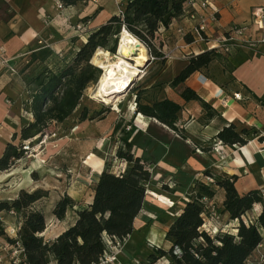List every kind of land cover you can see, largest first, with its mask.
Here are the masks:
<instances>
[{"label": "trees", "instance_id": "trees-1", "mask_svg": "<svg viewBox=\"0 0 264 264\" xmlns=\"http://www.w3.org/2000/svg\"><path fill=\"white\" fill-rule=\"evenodd\" d=\"M65 6H73L80 0H60ZM193 0H124L119 11L104 24L91 30L85 41L80 43L69 60L55 69L44 67L34 78L25 83L29 93V107L33 121L20 129V143L7 144L0 157V172L9 170L16 161L23 158V143L40 139L50 126L62 124L77 109L84 92L95 85L101 70L92 64V59L101 49L115 54L119 36L124 29L133 38L145 46L152 57H160V51L152 50L151 43L155 35L167 29L173 21L182 18L190 11ZM91 17L82 19L88 22ZM191 41L190 36L184 37ZM224 48H212L191 56L186 65L168 83L170 89L179 88V97L184 102L196 101L203 111L201 123L219 121L221 127L206 148H199L197 140L189 137L183 129H177L181 106L162 97L153 101H142L145 89H139L134 95V116L140 114L153 119L171 130L180 138L191 141L193 151L208 152L211 143L222 146H244L251 129L238 128L234 123L224 122L219 114L201 100L194 91L183 84L190 75L205 72L216 60L223 61ZM25 68L35 63H44L52 52L47 48L26 55ZM25 56V57H26ZM229 73L233 67L229 66ZM229 81H232L231 79ZM32 86V88H30ZM255 99H257L254 96ZM264 108V103H261ZM106 113V111L103 112ZM98 113L88 115V109L82 108L78 122L91 121ZM206 116V117H205ZM102 119V118H101ZM123 129L122 121L116 122L112 133L120 132V146L115 152L116 159L125 163L122 172L114 174L105 163L98 181L91 188V202L74 212L73 223L56 238L44 240L42 233L46 228L43 213L35 210V203L48 196L47 191L35 189L20 190L12 200L0 201L2 214H13L20 224L16 239L5 236L0 218V237L10 244L18 243L22 249L21 264H98L108 251L109 243L121 241L132 234L134 222L140 215L146 198V186L151 179L150 166L133 152L130 142L134 126ZM203 175L210 183L195 180L184 198V205L168 227L164 240L170 247L167 251L153 248L147 258V264H155L163 259L166 264H247L254 251L263 240L264 200L259 191H250L243 196L237 194L234 183L236 177L216 175L206 170ZM166 190V186H162ZM217 190L224 192L223 212L237 226L235 234L218 232L211 236L202 229L206 209L203 199L210 201ZM260 205V214L254 221L242 220L254 205ZM75 206L73 200L63 195L55 204L52 215L61 221L67 210Z\"/></svg>", "mask_w": 264, "mask_h": 264}, {"label": "crops", "instance_id": "crops-1", "mask_svg": "<svg viewBox=\"0 0 264 264\" xmlns=\"http://www.w3.org/2000/svg\"><path fill=\"white\" fill-rule=\"evenodd\" d=\"M98 1L90 0V5L86 9L82 0L73 6H65L60 0H0V47L2 48L0 54V157L7 144L19 145L20 129L33 121L29 107V93L25 82L16 72L20 58L40 48H48L53 53L65 50L69 44V37L72 35L58 40V35L51 28L55 24H72L88 17L90 10L95 16L88 21L89 25L100 26L105 23L113 15L110 11L111 5L99 6ZM107 2L112 3L111 0ZM263 2L264 0L196 1L193 10L207 19L206 32L210 33L214 40L209 44L201 43L195 46L193 48L196 50L195 53L216 48V42L220 41L231 24L247 27L245 28L246 39L256 40L258 46L256 51L250 50L249 54L247 51H238L231 59L233 72L229 75L227 72L226 76L222 72L218 74L209 68L206 73H193L183 84L211 106L224 122L234 123L238 128L251 129L246 145L231 148L218 146L219 143H217L208 152L193 151L189 139L180 138L157 121L146 119L140 114L133 119L132 125L135 129L130 140L133 151L150 166L153 181L156 179L161 183L172 184L173 191L178 195L188 190L195 180L209 184L211 181L205 179L203 175L206 170L228 178L236 177L234 187L240 196L250 191L264 193V108L261 106V103H264V33L254 34L256 28L252 25V11L261 7ZM58 4L62 7L58 8ZM207 5L216 9L217 12L213 14V17L210 16L211 11ZM179 23L182 21H173L169 28L161 29L159 33L166 35ZM179 42L186 47L191 45V43L185 44L180 39ZM42 43L45 45L40 46ZM227 77L232 81L227 80ZM179 90V88L167 87L164 96L182 108L174 125L177 129H183L189 137L196 139L199 148H206L209 146L208 142L217 134L221 124L216 120L208 124L199 123L197 120L204 114L201 105L196 101L184 102L179 97ZM235 94L239 95L238 99L234 98ZM131 110L134 111L132 108ZM116 120L118 118L110 112L97 124H91L86 120L74 127L75 135L85 128L93 129L87 134L88 141L85 142V148L89 152L81 161L82 170L77 175L78 182L86 190L92 188L98 181L105 166L109 156L110 141L103 134L111 130ZM37 157L39 155L35 158L37 161L30 160L27 163H23V159H20L9 170L0 172V198L9 201L14 199L20 190L42 189L47 180L53 186L55 185L53 182L59 183L61 177L52 176L57 175V172L49 166L50 162L46 163L48 159H51L50 155L45 158L47 159L45 164H40ZM54 177L57 180L51 182L50 180ZM65 186L62 192L73 200L75 211L91 202L90 197L84 206L82 194H80L83 190L75 191L70 187L66 191ZM89 190L92 195L91 189ZM151 193L153 192L147 191L146 194L152 196ZM52 194L55 195V199L53 198L55 204L58 201V195L53 192L49 194V198ZM160 194L163 193L157 194L159 204L171 205L170 199H164L159 196ZM223 200L224 192L217 190L209 204L219 211V220L224 228L235 227L237 223L230 221L228 214L223 212ZM255 209L261 210V206L256 204L252 210ZM55 220L57 223H64V219ZM67 227L68 225L59 232L58 229H52L49 235L57 237ZM231 231L235 233L234 229ZM262 236L260 245L263 247L264 232Z\"/></svg>", "mask_w": 264, "mask_h": 264}, {"label": "rangeland", "instance_id": "rangeland-1", "mask_svg": "<svg viewBox=\"0 0 264 264\" xmlns=\"http://www.w3.org/2000/svg\"><path fill=\"white\" fill-rule=\"evenodd\" d=\"M84 8L90 5V0H82ZM93 1V0H91ZM108 0H99L97 4L99 6H105L110 4L111 8L110 11L113 15L117 14L119 11V4H121L124 0H111L112 3L107 2ZM235 1V0H231ZM264 4V2H263ZM263 6V5H262ZM261 6V7H262ZM100 8V7H98ZM208 8V5H207ZM260 8V7H259ZM91 9V7H90ZM258 8H255L256 10ZM96 10V9H95ZM253 10V11H254ZM252 11V12H253ZM93 12L90 10V15L88 17L93 16ZM257 21H260L256 18ZM253 18L252 25L256 30L254 34L257 33H264V18L260 25H257L254 21L256 20ZM179 20L182 23H179L177 26L175 25L172 28V32L163 35L161 33H157L155 35V39L152 41L151 48L156 52L160 51V57H152L149 55L147 51L146 59L144 61L138 60L136 57L133 58L131 61L136 67L141 71L140 77L135 81V83L131 84V86L127 89L126 93L121 97L120 104L118 106V111L114 112L111 110L110 107L105 106L104 104L95 101L93 97L95 85L89 87L83 94L77 109L74 113L62 124L53 125L48 128L44 132V135L40 139H33L30 141V145L32 147V151L27 154V156L23 155V163H27L30 160H36V156L39 155V163L45 164L47 159V155H50L48 161L50 162V167L53 171L57 172V175L52 176H59L61 177L59 183L53 182V180H57V178H53L50 181L53 182L55 185H50L49 180L43 184L42 190L47 191L48 196L45 199L35 203L34 209L38 210L43 213V216L46 221V228L44 235L42 236L44 240H52L56 237L49 235V231L52 229H58V232L61 231L62 228H65L67 225L68 227L73 223L75 215V210L72 209L71 212H66L64 217V223H57L55 217L52 215V210L55 206L54 199L55 195L52 194V197L49 198L50 193H55L58 195V200L66 193H63L64 185H66V191L72 188L71 190H83L80 192L82 194V203L85 206V202L92 197L91 192L87 188L84 189L81 187L82 184L78 182L77 175L80 170H82V160L84 159L85 155L89 152L85 148V142L88 141L89 132L93 129L85 128L80 133L75 135L74 130L75 126L79 123L78 117L82 110V108L88 109V115L92 116L93 114L98 113L95 119L89 121L91 124H97L98 121L104 119V116L107 113H114V115L118 118L116 122L122 121L123 129L125 131H129L130 127L129 124L133 123L134 119V111L131 110V105L134 102V95L137 94L139 89H145L146 94H144V98L142 97V103L146 100H156L165 96V90L168 87V83L180 72V70L186 65V62L191 56L197 55L196 50H193L195 46L201 45V43L197 42L193 44V38L191 37L190 47H186L183 45L181 41H184L185 44H188L184 37L190 36L188 31L189 24L186 23L184 18H180ZM97 23V22H96ZM104 24V23H103ZM98 26L89 25L88 22H84L78 20L72 24H55L51 27L55 34L58 35V40L65 38L66 36L72 35L69 37L68 46L65 50H62L58 53H53L44 63H35L30 68H25L27 57L20 58L17 66L16 72L19 73L21 78L25 83L30 82L35 75H37L44 67H48L50 69H55L56 66L62 65L64 61L69 60V58L74 54L76 48L80 45V43L85 41L88 33L97 28ZM231 27H240L244 28L242 39L233 41L231 46H228V51L225 50L224 47L221 45L220 41L216 42L217 48H224L223 52L226 54V57H223V61L216 60L213 62L209 68L214 72L220 74L221 72L226 76V72L228 75L230 74L229 66L231 65V59L235 57V54L242 50L247 51L248 54L251 53L250 50H257V41H251L246 39V29L247 27L238 24H231L227 32H229ZM169 28V27H168ZM179 28H184V32L186 34L184 36L177 33ZM246 28V29H245ZM183 32V33H184ZM226 32V33H227ZM53 32H51L52 34ZM226 33L223 36H227ZM205 39L208 42H204V44H209L211 41L214 40L213 36L210 33L206 32ZM264 38V36H263ZM119 41V39H118ZM45 44L42 43L40 46H44ZM118 45V44H117ZM48 49V48H47ZM106 52V51H105ZM96 53V52H95ZM109 53V52H107ZM199 54V53H198ZM95 55V54H94ZM94 59H92V64L96 66ZM150 59L149 64L144 68L143 66L147 61ZM208 68V69H209ZM205 71V73L208 71ZM230 80L229 77L226 78ZM32 88V86L30 87ZM106 113L103 114V112ZM206 117V116H205ZM102 118V119H101ZM204 118V115H201L197 120L199 123L201 119ZM116 122L113 124L111 130L105 132L103 136H107L110 141L109 145V156L107 158L106 163L109 165V169L114 174H118L123 171L125 168V163L116 159L115 152L117 148L120 146V132H116L115 134L112 133V129ZM96 126V125H95ZM90 130V131H89ZM91 135V134H90ZM90 139V138H89ZM131 140V139H130ZM131 142V141H130ZM208 142V141H207ZM210 142V141H209ZM211 147L214 148L217 144H212ZM48 147V149H47ZM40 148V149H38ZM211 148V149H212ZM48 152V153H47ZM134 154L137 156L135 151ZM66 180V181H64ZM43 181V180H42ZM64 183V185H63ZM71 183V184H70ZM71 185V186H70ZM162 186H166V190L162 188ZM53 187L55 189H53ZM173 185L170 183H161L154 179H151L146 186V193L147 191H151L153 193L152 196L146 194L145 202L143 205L142 212L138 216V218L134 222V229L131 235L121 241H115V243H109L108 251L103 257L104 264H147L146 258L152 254L153 248H160L167 251L170 245L165 242L164 235L172 223L175 216L180 212L184 205V198L187 196L188 190L181 194H177L173 191ZM61 190V191H60ZM62 192V195H60ZM79 192V191H78ZM156 193V194H154ZM158 193L159 196L166 199H170L171 205L162 206L158 202ZM57 197V196H56ZM54 198V199H53ZM6 199L0 198V201H5ZM8 201V200H7ZM54 204V206H53ZM78 205V204H76ZM53 207V208H52ZM206 209V208H205ZM260 209H255L249 212L245 217L242 218L243 222L246 224L247 221H254L257 216L260 214ZM215 217L210 215V210L206 209V215L204 216V224L202 229L208 232L209 235L214 236L218 232H228L230 234H235L231 231V229L235 227H227L224 228L223 224L219 220V211L214 208ZM1 221L3 223V229L5 232V236L10 238L11 240L16 239V233L20 224L17 222L15 216L13 214H2ZM15 223V224H13ZM71 223V224H70ZM15 225V226H13ZM67 227V228H68ZM66 228V229H67ZM65 229V230H66ZM236 232V230H235ZM62 233V232H61ZM15 244H10L6 242L3 238L0 237V260L1 263L7 264L11 262L10 260L13 258H21V254H17L15 252ZM260 251L264 255V246L260 249ZM256 252V251H255ZM256 254V253H255ZM22 260V258H21ZM155 264H166V261L163 259L158 260Z\"/></svg>", "mask_w": 264, "mask_h": 264}, {"label": "bare ground", "instance_id": "bare-ground-1", "mask_svg": "<svg viewBox=\"0 0 264 264\" xmlns=\"http://www.w3.org/2000/svg\"><path fill=\"white\" fill-rule=\"evenodd\" d=\"M146 55L145 46L123 29L119 36L117 53L110 54L98 49L93 56L101 74L95 85L92 98L117 112L121 97L141 74L136 65L130 63L129 60L136 57L138 60L144 61ZM131 108L134 109V104L131 105Z\"/></svg>", "mask_w": 264, "mask_h": 264}, {"label": "built area", "instance_id": "built-area-1", "mask_svg": "<svg viewBox=\"0 0 264 264\" xmlns=\"http://www.w3.org/2000/svg\"><path fill=\"white\" fill-rule=\"evenodd\" d=\"M197 0H193L191 1L190 3V8L191 10L186 12L185 15L182 17L184 18V20L186 21V23L189 24V30L188 33L190 35V37L193 38V43H204V42H208L205 37H203L202 35H205L206 36V27H207V19L204 18V17H201L199 16L194 10H193V6L195 5ZM62 6L60 4H58V8H61ZM204 7V6H203ZM208 8L210 9L211 11V17H213V14H215L217 11L215 8H213L212 6L208 5ZM252 16L254 19L258 18L260 21H257V19L254 21L257 25H260L263 18H264V4L262 7L254 10L252 12ZM213 20V18H212ZM184 28H179L177 30V33L181 35V38L182 36H184L186 34V32L183 31ZM243 30L244 28H238V27H231L229 32L226 33L227 36H223L221 38V45L222 47L225 48L226 51H228V46H231L230 43L233 44V41H236V40H239V39H242V35H243ZM184 32V33H183ZM217 48V47H216ZM2 53V48L0 47V54ZM234 98H239V95L238 94H235L234 95ZM218 146H220V144H218ZM22 150L24 151L23 152V155L24 156H27L28 153H30L33 149L30 145V141H26L23 143V146H22ZM208 181H210V179H207ZM261 196H262V199L264 200V193H261ZM202 203L204 204L205 208L210 210V215L213 217H215V213H214V207H211L210 204H209V201L206 200V199H203L202 200ZM15 252H17V254H21L22 253V249L20 247V245L18 243H15ZM262 248L261 245H259L257 247V250H256V254L254 253L252 258L249 259L247 261V264H264V255L263 253L260 251V249ZM2 260H0V264H3L1 263ZM11 262H8L7 264H21L22 260L21 258H15V259H11L10 260ZM98 264H104L103 263V258L99 261Z\"/></svg>", "mask_w": 264, "mask_h": 264}, {"label": "water", "instance_id": "water-1", "mask_svg": "<svg viewBox=\"0 0 264 264\" xmlns=\"http://www.w3.org/2000/svg\"><path fill=\"white\" fill-rule=\"evenodd\" d=\"M123 31V30H122ZM98 50V49H97ZM116 53H117V50H116ZM129 62L130 63H132V61L131 60H129ZM149 62H150V59L148 60V62L143 66V68L142 69H144L148 64H149Z\"/></svg>", "mask_w": 264, "mask_h": 264}]
</instances>
